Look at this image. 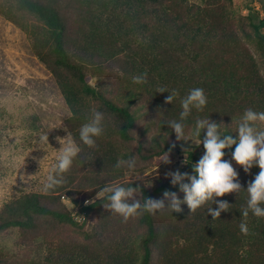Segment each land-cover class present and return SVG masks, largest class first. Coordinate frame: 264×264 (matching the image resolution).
<instances>
[{"label":"rangeland","instance_id":"374dc122","mask_svg":"<svg viewBox=\"0 0 264 264\" xmlns=\"http://www.w3.org/2000/svg\"><path fill=\"white\" fill-rule=\"evenodd\" d=\"M34 1L48 4L58 11L66 25L67 54L74 58L71 40L79 37L80 28L74 23L77 13L73 0ZM168 6L173 9L168 15L170 21L178 18L185 20L189 8H197L200 13L205 12L209 16L213 27L210 32L214 33L213 40L216 44L225 41L227 46L218 50L216 45L211 50L201 52L196 58L182 55L173 59L179 60L177 63L194 66L195 70L205 65L213 66L212 64H219L228 71L236 69L241 76V85L239 92L235 93L231 100L239 108L230 117L226 112V105L222 106L213 99L209 105L206 104V115L203 113L205 107L204 110L192 109L189 124L181 120L180 116L171 117L170 111L150 108L144 97L139 96L127 108L135 121L133 127L128 130L130 139L123 140L117 136V120L114 114L107 111L98 100L88 97L82 109L84 123L90 121L93 110L103 113L104 116V133L95 138L96 146L93 148L80 142L79 126L67 116L69 109L54 82L51 70L37 59L31 49L30 39L0 14V222L21 217L19 210L15 209L20 196L34 195L41 206L66 211L72 215L78 208L98 200L97 191L108 184L124 186L133 183L150 191L172 186L166 173L179 170L181 173L191 174L185 164V149L199 158L203 155V144L199 146L194 141L199 140L196 135V122L205 117L219 124V133L228 130L232 135H237L238 124L248 109L244 103L254 100L253 95L244 90L252 70L248 57L255 60L256 67L253 71L258 72L264 85V70L256 52V39L251 36L250 28L244 19L248 10L256 11L259 17H263L264 0H175L168 3ZM6 10L10 11L19 23L25 24L30 30L39 31L41 23L26 11L18 9L16 0H0V12ZM260 32L264 33V27L260 28ZM229 37H234L237 43H229ZM60 71L64 75L65 72ZM116 72V66L99 70L97 65L91 64L84 71V79L88 85L97 89L100 77L114 75ZM252 77L253 75L251 80ZM106 78L107 76L104 77L105 81ZM203 86L201 82L199 88L204 90L207 97ZM122 89L125 91L120 86L108 83L102 94L112 104L126 106ZM218 105L223 112L216 114L218 119H211L209 115ZM243 105L245 107L240 109ZM251 106L253 105L249 107ZM166 116L170 121L183 123L185 135L190 139L177 141L174 131L166 124L169 121ZM159 122L166 125L165 131L157 130ZM253 126L257 131H264V122L257 121ZM68 132L82 150L69 172L65 174L66 183L49 193H44L41 191L42 181L46 179L51 165L56 162L55 157L61 146L56 137L63 138ZM46 133L48 143L41 139ZM205 133L206 128L201 129L200 135L204 136ZM164 143L173 144L175 147L158 154ZM101 151L104 152L105 158L108 155L114 157L115 165L118 160L135 156V171L130 172L126 167L116 168L114 164H108V161L103 166H97L93 163V155L100 154ZM223 151L225 156L222 159L230 161L238 173L237 181L241 185V191L216 199L228 201L233 196H248L247 186L258 173L251 169L245 173L243 168L232 160L229 149ZM166 153L170 160L167 164L160 161ZM110 167L114 169L107 171ZM141 176L143 179L137 178ZM162 195L163 193L160 198ZM177 195L183 199V193L177 192ZM137 198L140 199L138 191ZM231 202L232 200L228 203ZM103 203L106 201L94 207L85 216L78 214L75 217L77 223L82 222L80 228L60 222L49 215L35 214L29 228L10 227L0 231V264H67L71 258L78 264H138L140 242L146 232L145 226L139 222L140 215L122 222L119 215L106 211ZM181 209L180 212L185 211L181 217L192 214L187 211L186 204H181ZM176 213L165 210L163 213L152 215L154 225L157 229L169 230V224L174 220ZM82 217L84 219H81ZM123 254L125 259L129 260H122L120 256ZM156 260L157 250L154 248L149 264H156Z\"/></svg>","mask_w":264,"mask_h":264},{"label":"trees","instance_id":"16d2710c","mask_svg":"<svg viewBox=\"0 0 264 264\" xmlns=\"http://www.w3.org/2000/svg\"><path fill=\"white\" fill-rule=\"evenodd\" d=\"M174 1L73 0L77 13L74 23L80 28L79 37L71 40L74 58L67 54L66 25L54 7L34 0H16L18 9L26 11L41 23L39 31L30 30L25 24L19 23L8 10L0 14L26 34L37 59L50 68L54 82L69 109L70 117L76 126H79V130L85 119L82 117L83 104L89 97L98 100L107 111L114 114L117 120V136L129 140L128 130L133 127L135 119L127 108L139 96L144 97L150 108L170 111L171 117L176 118L182 111L181 100L191 89L199 88L202 82L207 92L208 105L213 101L219 102L222 106L226 105V112L230 117L239 108L231 100L233 95L239 92L241 85V76L236 69L232 68L228 71L219 64H212L213 66L205 65L195 70L194 66L183 65L177 63L179 60L173 59L182 55L196 58L201 52L211 50L216 45L218 50L227 46L225 41L216 44L213 40L214 33L210 32V28L213 27L209 16L205 12L200 13L197 8H189L185 20L178 18L170 21L168 15L173 9L168 3ZM260 6L263 7L262 4ZM244 19L250 28L251 36L256 39V52L264 70V33L260 32V28L264 27V16L259 17L256 11L248 10ZM141 40L147 42H139ZM227 40L229 43H237L234 37L232 39L229 37ZM248 60L252 70L244 90L252 94L254 100L244 104L248 109L263 112L264 85L258 72L253 71L256 67L255 60L253 57H248ZM91 64L97 65L99 70L116 66L118 72L114 75H105L106 81L105 76L100 77L98 88L95 89L84 79V71ZM59 69L65 72L64 75ZM145 71H147V83H133L132 77ZM108 83L125 89L122 90L125 94L126 106L114 105L104 98L102 91ZM161 87L166 88L168 92H156ZM173 91L177 95L172 103H165V98ZM220 105L209 115L211 119H218L216 114L223 112ZM250 105L253 106L250 108ZM245 106H241L240 109ZM205 108L203 113L206 115L208 106ZM189 116L184 121L190 124ZM68 125L71 127L70 123ZM165 126L159 122L157 130L165 131ZM29 128L33 127L29 126ZM220 134L236 137L228 130ZM203 137L200 135L197 138L202 141ZM174 147L173 144L164 143L157 153H164ZM234 148L235 145L229 151L232 153ZM103 155H105L103 151L93 155V163L103 166L108 161V164L115 165L114 157L108 155L109 157L105 158ZM185 159L186 167L192 174V165L200 158L193 152L187 151ZM113 169L114 167H110L107 171ZM251 170L256 173L260 171L255 165ZM129 186L140 188L141 191L138 188V192L141 202L146 198L158 199L165 190L182 193L178 185L151 191L133 183L124 185V187ZM247 198L248 196L230 197L227 201L232 200L230 210L222 211L216 220H212L207 212L209 207L213 209L217 207L211 202L186 217H181L185 211L177 212L174 220L169 224V230L166 231L156 228L152 214L142 213L139 222L145 226L146 232L140 242L141 253L138 264H149L154 248L157 250L156 264H264V217H256L249 212L246 219L249 234L244 235L240 231V224L245 222L241 210L246 207ZM102 202L104 200H94L75 213L85 216ZM15 209L19 210L21 217L0 222V231L10 227L29 228L32 216L35 214L49 215L78 228L82 226V222L77 223L71 213L41 206L34 195L20 196ZM124 256V254L120 256L122 260H129ZM67 264L78 263L71 258Z\"/></svg>","mask_w":264,"mask_h":264},{"label":"clouds","instance_id":"9594fccd","mask_svg":"<svg viewBox=\"0 0 264 264\" xmlns=\"http://www.w3.org/2000/svg\"><path fill=\"white\" fill-rule=\"evenodd\" d=\"M139 42L146 43V40ZM123 75V73H119ZM133 83H147V71L132 77ZM166 88H158L156 92H165ZM177 93L173 91L165 98V103H172ZM207 104V97L202 88H193L181 100L182 111L180 113L181 120L189 116L192 109L203 110ZM70 118V113L67 114ZM103 113L93 110L92 117L89 122L84 123L79 130L80 142L93 148L96 146V139L104 133ZM264 122V112H256L252 109L245 110L237 128V135L233 138L231 135H221L218 131L219 124L209 119L197 120L196 135L200 137L201 129L206 128L203 140L194 141L197 145L203 144L204 152L198 162L192 165V174L188 172L181 173L179 170L166 173V177H170L172 186L179 187L182 192L183 199L178 198L177 192L165 190L162 198L153 199L146 198L141 202L137 198L139 187H124L120 185L108 184L96 193L98 200H104L103 208L110 214L119 215L122 222H127L129 218L137 217L144 212L155 215L168 212H180L181 204H186L190 213H194L198 208L208 202L215 203L217 207L207 209L212 220L220 217L222 211H229L230 204L225 200H217L228 193H239L241 185L237 181L238 173L228 160L222 159L225 156L224 149H230L235 145L231 158L240 165L245 173L255 165L260 171L247 186L248 198L246 207L241 210V215L245 218V222L240 224V231L244 235L249 234L246 219L251 212L256 217H264V131H257L253 126L255 122ZM166 124L174 133L177 141H187L190 138L185 135L184 125L181 122L171 120ZM61 126V125H60ZM54 126V127H60ZM53 128V127H51ZM44 143H48L47 133L41 137ZM60 143L58 154L55 157L56 162L51 165L48 170L46 179L42 181L41 191L49 193L66 183L65 174L69 172L75 158L80 154L81 147L68 134L61 138L56 137ZM188 149H185V152ZM160 161L165 164L170 163L168 154L166 153ZM116 168L126 167L130 172L135 171L136 158L130 156L127 160H118ZM143 179V177H137ZM150 186V184H147ZM140 190V188H139ZM141 191V190H140ZM73 205V204H72ZM80 208H78L79 210ZM77 211V210H76ZM75 211V212H76ZM74 212L73 217L78 216ZM83 218V217H82Z\"/></svg>","mask_w":264,"mask_h":264}]
</instances>
